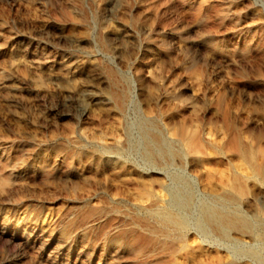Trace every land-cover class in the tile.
I'll return each instance as SVG.
<instances>
[{
	"label": "rangeland",
	"instance_id": "374dc122",
	"mask_svg": "<svg viewBox=\"0 0 264 264\" xmlns=\"http://www.w3.org/2000/svg\"><path fill=\"white\" fill-rule=\"evenodd\" d=\"M147 120L199 153L154 169ZM226 177L251 229L224 241L196 220ZM0 264H264V0H0Z\"/></svg>",
	"mask_w": 264,
	"mask_h": 264
},
{
	"label": "bare ground",
	"instance_id": "6f19581e",
	"mask_svg": "<svg viewBox=\"0 0 264 264\" xmlns=\"http://www.w3.org/2000/svg\"><path fill=\"white\" fill-rule=\"evenodd\" d=\"M115 101L119 105V107H121L124 102V96H116ZM140 133L142 138V156L156 170H163L169 165L173 164L175 161L185 160V158L188 157V155H190L191 153H199V147H197V145L193 142L194 133H191L187 136L185 135V137L183 135L181 139L175 140L178 145L177 151L172 150V147L165 142L163 132L157 127L154 121H148L147 123H145V125L140 130ZM126 147L127 144L125 143L120 148L124 149ZM109 150V153L115 155H118L120 153V150H118V148L108 149V151ZM213 152L215 153L216 151ZM221 152L220 154H223V152ZM239 153L240 155H243L242 149H240ZM204 161L209 162L208 159H205ZM204 161H202V163ZM172 179L174 182L180 184V189L173 190L169 185L159 184V187H161L164 193H166L167 199H165V195H159L158 199L154 201L156 210L151 211V215L154 216L152 217L153 220H155V222L160 225V227L162 228L161 231L163 230V239L165 240L170 237V234H168L169 231L180 233L186 230L187 220L184 214L188 210L192 201V195L191 192L187 190V184L177 176H174ZM150 185L152 186L153 183H151ZM236 185L237 184L234 185V181H231L230 183V179L226 177L223 187V193L218 198H214L215 201L213 202H215V204L202 203L200 205V212L196 220V225L202 233L210 232L225 241L230 239V234L233 231L244 234L251 229L249 222L243 215L233 214L230 211L236 201L234 198L236 197V195L234 196V194L232 193L241 195L242 191V189L240 187H237ZM215 189L213 190L215 191ZM158 203H160L161 205H159ZM249 253L252 256L257 257L254 252Z\"/></svg>",
	"mask_w": 264,
	"mask_h": 264
}]
</instances>
